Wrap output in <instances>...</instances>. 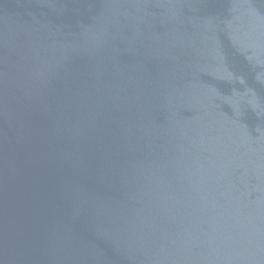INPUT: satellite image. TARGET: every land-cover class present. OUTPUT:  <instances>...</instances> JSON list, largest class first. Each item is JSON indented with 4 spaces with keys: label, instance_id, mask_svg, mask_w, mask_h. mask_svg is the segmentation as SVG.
<instances>
[{
    "label": "water",
    "instance_id": "95a60500",
    "mask_svg": "<svg viewBox=\"0 0 264 264\" xmlns=\"http://www.w3.org/2000/svg\"><path fill=\"white\" fill-rule=\"evenodd\" d=\"M0 264H264V0H0Z\"/></svg>",
    "mask_w": 264,
    "mask_h": 264
}]
</instances>
